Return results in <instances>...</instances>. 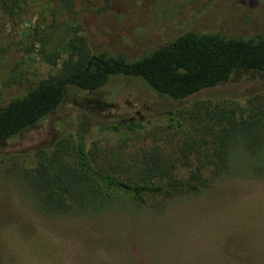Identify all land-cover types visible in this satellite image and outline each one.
<instances>
[{
  "label": "rangeland",
  "instance_id": "rangeland-1",
  "mask_svg": "<svg viewBox=\"0 0 264 264\" xmlns=\"http://www.w3.org/2000/svg\"><path fill=\"white\" fill-rule=\"evenodd\" d=\"M8 1L10 10L0 7V109L93 53L134 62L189 31L264 33V0ZM257 92L264 93V77L235 76L178 101L140 78L118 76L97 92L70 94L42 123L0 146V264H264V176L225 178L164 208L147 197L134 212L118 199L94 218H54L39 211L18 174L81 129L102 164L132 167L154 152L175 158L193 136L195 113ZM130 121L144 129H106Z\"/></svg>",
  "mask_w": 264,
  "mask_h": 264
},
{
  "label": "trees",
  "instance_id": "trees-1",
  "mask_svg": "<svg viewBox=\"0 0 264 264\" xmlns=\"http://www.w3.org/2000/svg\"><path fill=\"white\" fill-rule=\"evenodd\" d=\"M0 7L11 9L8 0ZM118 76L140 78L161 96L189 100L235 76L264 77V33L228 37L189 31L134 62L124 54L93 53L2 107L0 146L42 123L73 92H97ZM204 111L192 116L193 136L175 158L154 152L132 161V167L102 164L81 129L74 140L43 149L35 164L18 172L19 181L48 217L94 218L118 199L129 202L134 212L147 197L160 199L158 207L164 208L180 195L199 196L225 178L264 176V93ZM173 126L182 128L177 120ZM106 129L120 133L144 127L130 121Z\"/></svg>",
  "mask_w": 264,
  "mask_h": 264
}]
</instances>
